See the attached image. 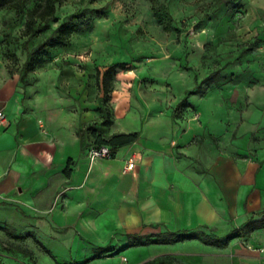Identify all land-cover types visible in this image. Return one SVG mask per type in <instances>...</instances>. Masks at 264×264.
<instances>
[{"label":"crops","instance_id":"1","mask_svg":"<svg viewBox=\"0 0 264 264\" xmlns=\"http://www.w3.org/2000/svg\"><path fill=\"white\" fill-rule=\"evenodd\" d=\"M137 82L135 70L117 76L112 123L96 127L104 138L137 133V140L111 159L91 162L96 143L84 125L90 118L75 100L62 98L53 79L22 83L0 59V110L8 118L0 129V211L18 214L30 229L19 240L37 246L29 257L39 264L40 258L46 264H264V228L227 246L199 238L131 245L135 236L184 231L225 237L264 221V159L251 175L252 167L242 174L234 159L218 153L200 156L209 127L191 112L176 119L137 91ZM132 157L135 169L127 172Z\"/></svg>","mask_w":264,"mask_h":264},{"label":"rangeland","instance_id":"2","mask_svg":"<svg viewBox=\"0 0 264 264\" xmlns=\"http://www.w3.org/2000/svg\"><path fill=\"white\" fill-rule=\"evenodd\" d=\"M159 1L173 17L170 30L156 17L151 0H59L56 21L29 41V50L62 22L76 29L67 46L41 54L43 63L26 79L29 84L42 77L57 81L62 98L75 100L77 110L90 118L84 125L91 134L103 126L97 104L100 96L105 102L108 98L100 89L102 74L114 63H126L127 69L113 75L112 90L118 75L135 70V88L147 100L172 110L176 119H184L185 111L194 113L209 127L199 155L218 153L234 159L242 174L252 167L253 175L254 163L264 159V0H233L228 6L216 0ZM44 2L28 0L27 10ZM27 16L0 10V59L19 76L27 59L22 46L28 39ZM249 48L252 52L243 54ZM209 77L215 82L205 81ZM197 86L201 90L188 95ZM185 99L186 104H180ZM105 105L112 113L111 104ZM10 214L0 211V264H39L33 254L29 257L30 249L37 247L34 242L9 234L21 236L30 230L18 214L8 218ZM40 240L57 249L45 235Z\"/></svg>","mask_w":264,"mask_h":264},{"label":"trees","instance_id":"3","mask_svg":"<svg viewBox=\"0 0 264 264\" xmlns=\"http://www.w3.org/2000/svg\"><path fill=\"white\" fill-rule=\"evenodd\" d=\"M233 0H216V3L218 5H230ZM59 0H45L44 4L37 6L35 9L28 11L27 10V4L28 0H0V10L4 9H11L16 10L19 13H28L27 23H26V29L25 34L28 36V39L23 41L22 46L23 49L27 53V59L22 67V75H21V81L24 84H27L26 77L27 75L32 71V69L37 66L41 65L43 63V59L41 54L49 52L50 50H54L57 48H62L67 46L69 42V38L72 35V33L75 31L76 26L71 25L68 22H62L59 27L57 28L54 33L44 40L43 42L39 43L35 48L32 50H29V41L34 38L35 36L39 35L40 33L48 30L51 28L52 23L56 21V12H57V4ZM153 3V10L155 12L156 17L159 19L160 22H165V27L167 30H170L171 23L173 22V17L170 14L168 7L165 3H161L159 0H151ZM38 22H40L38 24ZM252 52V48L247 49L244 51L245 53ZM36 53V56L35 54ZM128 65L126 63H114L110 65L105 72L102 74V79L100 82V89L104 92V94H107V102L110 101V94L112 93L111 88V82L113 79V75L115 74L117 69H127ZM10 74L12 75V72L10 71ZM215 77V76H214ZM208 78L205 81H211L215 82V80L219 77V74L216 75V79ZM197 80V77H195ZM198 90H194L188 93V95L196 94L201 90V87L197 86ZM106 98L102 96L100 98L101 104L99 106V110L102 113L103 126H108L112 123V113L110 112V109L105 104ZM180 104H186V99L182 101ZM93 136L95 138L96 145L94 147H102V146H108L113 154V157L115 156L116 149L124 146L125 144L132 143L133 141H136L138 138V134H130V135H117L112 136L110 138H104L102 135H97L96 131L93 130ZM264 228V221H250L244 225H242L240 228H237L233 230L232 233L226 235L225 237H218V236H198L197 234L189 231L184 232H178V233H167L166 235H159L157 236V239H143L142 237H134V242L131 243L133 246H144L148 245L150 243H160V244H170L175 243L179 241H183L186 239L191 238H199L202 241H204L207 244H214L217 246H227L229 242L234 238H240L244 237L249 232H253L255 230ZM12 237L18 239V240H24L28 236H16L13 233H9ZM43 250L53 257L51 251H49L47 248L43 247ZM104 252V251H103ZM150 264V263H146Z\"/></svg>","mask_w":264,"mask_h":264},{"label":"built area","instance_id":"4","mask_svg":"<svg viewBox=\"0 0 264 264\" xmlns=\"http://www.w3.org/2000/svg\"><path fill=\"white\" fill-rule=\"evenodd\" d=\"M8 125V118L3 110H0V129L7 127ZM88 157L91 162H95L98 159H111L113 158V154L111 149L108 146L102 147H91L88 151ZM135 158H130L125 166V171L129 172L135 169ZM264 252V249H262Z\"/></svg>","mask_w":264,"mask_h":264}]
</instances>
